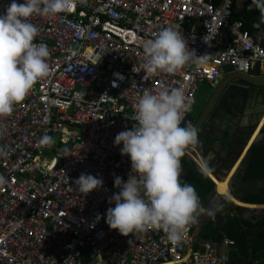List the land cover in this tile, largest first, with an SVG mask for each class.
<instances>
[{"label": "built area", "instance_id": "obj_1", "mask_svg": "<svg viewBox=\"0 0 264 264\" xmlns=\"http://www.w3.org/2000/svg\"><path fill=\"white\" fill-rule=\"evenodd\" d=\"M9 3L0 0V13ZM237 3L77 0L71 13L30 18L39 28L34 43L50 52L49 75L0 117L6 153L0 154V264H84L86 256L94 264H228L218 244L194 245L198 219L175 245L156 229L123 243L106 213L120 190L115 177L126 182L131 173L130 158L114 139L137 123L135 105L144 90L179 88L193 104L197 83H215L224 65L244 73L258 66L264 74V33L252 34L242 19H232ZM169 26L204 58L194 57L175 74L148 75L143 43ZM45 135L55 141L41 146ZM81 173L101 178L102 188L78 192Z\"/></svg>", "mask_w": 264, "mask_h": 264}, {"label": "clouds", "instance_id": "obj_2", "mask_svg": "<svg viewBox=\"0 0 264 264\" xmlns=\"http://www.w3.org/2000/svg\"><path fill=\"white\" fill-rule=\"evenodd\" d=\"M76 4L77 0H10L0 13V117L11 114L35 83L49 75L50 52L46 44L34 43L39 28L30 18L71 13ZM252 4L264 22V0H252ZM143 55L142 67L148 75L175 74L194 57L204 58L197 56L182 32L172 26L161 28L153 39L146 40ZM191 105L179 88L143 91L135 105L133 120L137 123L114 139L115 145H123L121 155L130 158L131 173L126 182L118 176L114 179L120 190L109 199L115 205L106 213L110 229L125 237L162 230L175 245L200 214L210 211L201 205L195 188L181 181V157L190 146L199 144L198 130L191 124L182 126ZM39 143L50 145L53 138L45 135ZM0 154L6 153L0 149ZM199 168L204 175L213 171L209 159H202ZM75 186L86 196L102 188L103 180L81 173Z\"/></svg>", "mask_w": 264, "mask_h": 264}, {"label": "water", "instance_id": "obj_3", "mask_svg": "<svg viewBox=\"0 0 264 264\" xmlns=\"http://www.w3.org/2000/svg\"><path fill=\"white\" fill-rule=\"evenodd\" d=\"M222 71L223 74L220 79L215 82L210 98L205 104L199 117L194 120L193 117H189L187 114L183 126L191 124L198 130V134H201L204 131L209 135H213L214 128L218 129V133H220L219 140L228 146V151L232 152L233 162H235L246 146H248L247 152L251 155L252 148L255 144H264V121L262 122L264 118V75H258L251 72H239L230 64L224 65ZM248 109L249 111H252L254 115L250 124L242 126L239 121L234 119V115L236 112L245 115ZM257 129V134L250 142ZM237 130L239 133H237ZM213 137L215 138V136ZM198 139L199 144L197 146H190L186 149L184 157L192 159L191 153L198 156L197 151L203 157L208 148L214 149V143L212 144L213 146L207 145L205 136H198ZM199 165L200 164H198V166ZM228 172H230V167L225 168L224 172H219L213 169L211 173L216 179L224 180L228 176ZM208 176L210 175L208 174ZM234 176L235 172L229 179V193L236 200L244 202L241 199L243 190L241 188L233 190L231 187L233 181L237 182V178ZM243 184L244 183H242V185ZM245 190L247 189H244V191ZM216 193L215 185L214 190L207 196L208 206L213 202ZM225 196L226 195H221L215 201L212 208L216 209L219 207V209H226V211L229 212L232 207H236L237 209L239 207H248L240 205L228 197L225 199ZM224 210L222 211L223 213ZM208 215L211 216L212 213ZM128 238L129 236L125 238L123 243H125ZM205 241L214 242L208 238H206ZM219 252L221 253L222 251L219 250ZM95 261V259H92L88 264H94Z\"/></svg>", "mask_w": 264, "mask_h": 264}, {"label": "trees", "instance_id": "obj_4", "mask_svg": "<svg viewBox=\"0 0 264 264\" xmlns=\"http://www.w3.org/2000/svg\"><path fill=\"white\" fill-rule=\"evenodd\" d=\"M260 17L261 13L252 4V0H245L240 9L235 4L232 10V19H242L244 27L252 34L264 33V22ZM262 44L264 46V41ZM181 165L185 169L181 181L191 184L201 205L207 207V196L214 190L215 182L208 175H204L192 159L181 157ZM254 180H260V187L247 192L241 199L245 202L264 203V144L253 146L250 162L244 169L242 182ZM245 202H242L245 206L261 207ZM250 218L233 217L228 223L222 224L208 217L201 229L202 236L217 244H221L225 237L233 240L228 253V264H264V216L259 218L255 215ZM90 261L91 257H84V264Z\"/></svg>", "mask_w": 264, "mask_h": 264}, {"label": "crops", "instance_id": "obj_5", "mask_svg": "<svg viewBox=\"0 0 264 264\" xmlns=\"http://www.w3.org/2000/svg\"><path fill=\"white\" fill-rule=\"evenodd\" d=\"M244 2H245V0H238L237 7L239 9L242 8L243 5H244ZM251 73L258 74V75H264V74H261L259 72L258 66H255L254 69L251 71ZM222 74H223V71H222ZM211 84L214 85L215 83H211ZM253 115H254V113L252 111H249V109H248L245 115H242L241 113L236 112L235 115H234V119L239 121V123H241L242 126L243 125L245 126V125H248V124L251 123ZM194 120H196V119H194ZM262 122H263V120H262ZM262 122H261V124H262ZM213 130H214L213 131V135H209L207 132L202 133V135H205V138L208 139V140H206L207 145H209V146H213L214 145V149L213 148H208V150L206 151V153H205V155L203 157L197 151L198 157H196L195 159H197L199 162H201L202 159H209L210 160V165L212 166V168L215 169L216 171H219V172H224L225 168L230 167V172H228V174H227L228 176L227 177L230 178L231 175L235 172V176L234 177L237 178V181L242 182L244 169L246 168L247 164H249L250 158H251V155L247 152L248 146H246L244 148V150L241 152L239 158L235 162H233V154H232V152L228 151V146H226L225 144H223L219 140L220 133H218V129L214 128ZM257 130H256V132H257ZM214 132H215V135H214ZM237 133H239L238 130H237ZM255 133H254V135H255ZM213 136H215V138ZM217 137H218V139H217ZM195 159L192 157V160L195 161V163L198 165L199 162L196 161ZM184 170L185 169L182 168L181 180L183 179V175L185 173ZM242 183H246L245 186H243V188H241L243 190L242 191L243 196L246 195L247 192L255 190L258 187H260V184H261L260 180L247 181V182H242ZM244 189H247V190L244 191ZM245 203H251V202H245ZM251 204L261 205V207L248 206L246 208L247 209L248 208L249 209H257L260 212V214H261V216L260 215H258V216H260V218L263 217L264 216V203H251ZM207 207L209 208L208 205H207ZM199 216H200L199 217L200 221H199V224H198V226H197V228H196V230H195V232L193 234V243L197 247H199L202 243L205 242L206 238H204L202 236L201 229H202V226H203L205 220L209 217V215H208V212H206L205 215H201L200 214ZM244 218H248L249 219V217H244ZM230 247H231V245L218 244L219 250H221L223 253H227L228 254L229 250H230Z\"/></svg>", "mask_w": 264, "mask_h": 264}, {"label": "flooded vegetation", "instance_id": "obj_6", "mask_svg": "<svg viewBox=\"0 0 264 264\" xmlns=\"http://www.w3.org/2000/svg\"><path fill=\"white\" fill-rule=\"evenodd\" d=\"M202 133H204V131ZM202 133L198 134V136H200V137L201 136H205V135H202ZM205 139L208 140L207 138H205ZM199 164H200V162H199ZM244 184L242 185V182H240V181H237V182L233 181L232 184H231V187H232L233 190H236L238 188H243V186H245ZM242 197H243V193L241 195V198ZM223 210L224 209H219V207H217L216 209L211 208L210 211H207V212H208V214L212 213V215L209 216V217L212 218V220L218 221V222H220L222 224L223 223H228L230 221V219L233 218V217H241V218L249 217V219H251L250 217H254L255 215L257 217H259V218L261 216L260 212L257 209H255L253 211V210H251L249 208L247 209V208L239 207L237 209L236 207H234V208L232 207L229 212H227L226 209H225L224 213L222 212ZM258 215H260V216H258Z\"/></svg>", "mask_w": 264, "mask_h": 264}, {"label": "rangeland", "instance_id": "obj_7", "mask_svg": "<svg viewBox=\"0 0 264 264\" xmlns=\"http://www.w3.org/2000/svg\"><path fill=\"white\" fill-rule=\"evenodd\" d=\"M213 89H214V85L210 84L207 81H199L197 83L195 103L191 105V110L187 112L189 117H193L194 119H197L199 117L205 104L209 100ZM54 137H57V135H54ZM53 141H55L54 138Z\"/></svg>", "mask_w": 264, "mask_h": 264}, {"label": "bare ground", "instance_id": "obj_8", "mask_svg": "<svg viewBox=\"0 0 264 264\" xmlns=\"http://www.w3.org/2000/svg\"><path fill=\"white\" fill-rule=\"evenodd\" d=\"M263 121H264V119H263ZM258 129H259V128H258ZM257 132H258V130H257ZM257 132L255 133V135L257 134ZM255 135L252 137V139L250 140V142L254 139ZM250 142H249V143H250ZM191 155H192L193 158L198 157V156H196V155H193L192 153H191ZM209 175H210V177L215 181V185H216V191H217V193H216V196H215L213 202L210 204V206H209L208 209H211V208H212V206L214 205L215 201H216L221 195H227V197H228L229 199H231L232 201H235V202H237L238 204L243 205L242 202L236 200V199H235V198L229 193V179H230V178L226 177L224 180H218V179L215 178V176H214L211 172L209 173Z\"/></svg>", "mask_w": 264, "mask_h": 264}]
</instances>
